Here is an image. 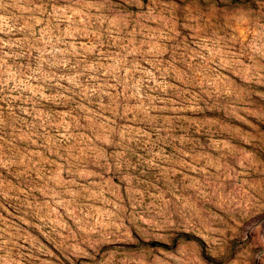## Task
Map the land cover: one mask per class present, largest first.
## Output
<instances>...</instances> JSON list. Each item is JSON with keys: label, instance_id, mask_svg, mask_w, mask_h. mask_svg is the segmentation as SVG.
Listing matches in <instances>:
<instances>
[{"label": "rangeland", "instance_id": "rangeland-1", "mask_svg": "<svg viewBox=\"0 0 264 264\" xmlns=\"http://www.w3.org/2000/svg\"><path fill=\"white\" fill-rule=\"evenodd\" d=\"M0 264H264V0H0Z\"/></svg>", "mask_w": 264, "mask_h": 264}]
</instances>
